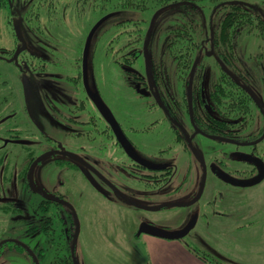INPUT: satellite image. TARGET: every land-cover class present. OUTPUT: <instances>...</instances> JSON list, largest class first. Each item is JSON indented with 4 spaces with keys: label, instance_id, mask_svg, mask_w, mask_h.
Instances as JSON below:
<instances>
[{
    "label": "rangeland",
    "instance_id": "rangeland-1",
    "mask_svg": "<svg viewBox=\"0 0 264 264\" xmlns=\"http://www.w3.org/2000/svg\"><path fill=\"white\" fill-rule=\"evenodd\" d=\"M123 2L126 1L112 0L113 8L121 12L115 20L108 21L104 29L102 26L96 32L91 43L88 60L91 88L101 96L141 158L150 164H170L173 167L167 173H170L171 181L166 184L136 183L131 187L123 180L131 173L126 172L124 176L120 171L114 173L123 180L114 181L120 194L104 183L101 175H112L110 171L119 169L120 164L124 172L131 167V162L85 97L81 86L80 60L88 29L80 28L81 33H78L77 28L70 25L63 30L60 25L50 27L51 34L58 32L66 37L59 38L60 42L52 39L47 43L34 41L32 51L44 59H35L30 53H24L20 60L21 72L11 64L0 62V209L12 201L11 205L20 209L5 214L0 210V242L10 239L22 243L35 254L38 264H53L54 253L57 254L60 244L65 246L67 243L71 246L75 264H135L138 256L144 257L145 254L144 235L138 236L139 239L135 237L140 223L155 221L156 228L174 232L184 229L196 215L198 224L180 239L195 254L203 257V253L208 254L216 264H235L239 260L242 264H264V113L260 111V108L264 109L261 82L264 41L253 28L240 36L237 47L236 64L244 70H253V65L248 62L250 57L262 56L254 64L255 73H251L249 92L259 108L242 134L250 137L249 142L242 144V141L237 145L233 141L219 142L199 132L185 130L187 139L182 135V142L189 150H182L184 146L175 143L172 127H168L172 124L167 122L175 119V113L169 116L153 102L149 103L148 95H139V91L134 92L125 85L119 69L105 58L106 47L110 53L107 43L111 35L107 30L113 21L125 17L144 19L141 25L147 23L144 29L145 52L132 69L137 68L142 76L153 77L156 94L163 92L165 83L169 84L166 92L167 105L170 106L172 82L178 84L177 93L181 92L184 101L186 91L191 89L190 85L183 83L184 78H192L196 67L203 64L200 90L205 101L221 71L213 44L211 41L206 43L207 28L203 29L201 51L194 54L192 44L186 53L174 51L175 57L186 56L189 60L183 68L182 63L176 62L175 65L167 61L166 56L161 57L160 44L157 43L160 34L171 25L170 15L155 10L158 6L148 1L143 3L150 8L148 10L126 11L129 7L141 6L138 2L127 5ZM263 2L245 0L255 8ZM22 12L19 7L18 13ZM97 12L98 17L104 14L101 9ZM209 28L212 37L214 27ZM73 34L77 36L72 38ZM12 41L9 33L1 28V57L11 55L16 44ZM117 47L114 45V50ZM158 59L167 63L169 71L172 68L175 72L157 77L149 74ZM40 69L44 71L39 72ZM179 107L182 113L177 114L181 120L179 123L185 124L187 114L183 112V103ZM171 108L175 111L173 106ZM146 127H150L148 132L140 131ZM59 147L62 153L70 154L63 156L69 162L86 161L95 169L92 184L76 169L64 166L67 159L57 165L59 156L53 151ZM25 150H31L30 154L38 159L23 172L29 158ZM220 177L228 181L219 183L217 179ZM260 177L262 179L258 181ZM120 183L127 188L120 189ZM56 191L75 210L77 224L73 227L66 218V226L71 228L63 235H51L50 251L45 255V231L37 227L40 223L37 219L30 225L27 212L42 197H52ZM123 201L127 205H123ZM133 205L141 209H134ZM50 222L52 226L59 224L54 217ZM222 246L228 250L218 249ZM38 250L44 255L40 256ZM60 251L63 252L61 248ZM0 264L34 263L26 251L3 246L0 248Z\"/></svg>",
    "mask_w": 264,
    "mask_h": 264
},
{
    "label": "trees",
    "instance_id": "trees-1",
    "mask_svg": "<svg viewBox=\"0 0 264 264\" xmlns=\"http://www.w3.org/2000/svg\"><path fill=\"white\" fill-rule=\"evenodd\" d=\"M111 1L112 0H99L98 10H103L104 14L109 13L110 11L108 10V4H110ZM124 1L126 2H123V4L126 5L137 2L141 4H147V1L152 2L154 5L158 6L155 10H158L159 12L165 11L170 15V18L172 19L170 22L171 25L164 33L162 32L161 38H157V43L160 44L162 53H168L167 55H161V57L166 56L167 61L175 65L176 62L182 63L181 67L184 66L183 68H186V66L189 64V60L186 58V56L182 58L181 56L175 57L173 52L177 50L176 52L186 53L190 49V44L193 46L194 54H196L197 51H201V45L204 42L203 29L207 28L206 38H209L210 24L208 23V19L212 10L218 6L216 7L217 9L215 10L214 16L212 18L211 26L214 28L210 41L214 46L215 55L218 56L221 71L213 82V86L209 92L207 100L204 101L201 97L200 85L202 79V70L204 68L203 64H201L196 67V72L192 78L190 77L189 79V77H185L183 80V83L188 84L191 87L188 95L192 93V102L190 101V98L187 100L185 97L184 101L183 98L180 99L177 107H175L173 104H170L169 106L167 105V95L165 104L156 107H160L170 116L175 112L171 108V106H173V109L177 111V114L182 115L179 105L182 106L183 103L184 114H191L190 112H192V124L195 130H198L219 142L233 141V143H236V145L238 142L242 141V144H245L246 141L249 142L250 137L242 136V134L243 131H245L250 125L254 114L258 112L259 105L256 103L254 97L250 94L249 88L251 85V76L255 73L254 69L256 67L254 68V64L259 62L262 56L256 54L254 58L253 56L250 57L248 62L253 65V70L251 72L249 70H244L239 68L236 64L238 59L237 47L240 36L242 34H247L253 28L257 29L256 31L258 36L264 41V2L260 7L255 8L254 6L246 4L245 0H147L146 2L144 0H131L132 2L130 0H128L129 2H127V0ZM232 1L238 2L227 3ZM148 9L150 8L144 6V10ZM114 12L115 14H119L121 11L117 8L114 10ZM113 22L115 23L110 25V28L107 30V32H109L114 39L109 37L108 43L110 38L114 40V45L118 46L114 53V61L118 63L119 66H124V64L120 62L128 61L130 56L128 54H124L123 52H126L128 46L136 43L137 41H132L131 37L128 35V32L131 30V28L129 29V26H125V24L129 22L128 20L123 19ZM106 23L107 22H104L97 29V31L102 26L104 29ZM139 26L142 25L140 24ZM145 27H147V23L144 26V29H146ZM144 29L141 31V28L137 26L135 28V34L137 37H140L141 41L146 40V31ZM104 51L106 53L105 58L107 59L111 55L109 54V48L106 47ZM137 55L138 52L134 55L136 57L131 59V62L136 60L138 57ZM195 59L196 58H194V60ZM154 63L153 72L154 76L156 77L157 75L168 76V74L173 72L172 68L171 71H169L167 63L163 60L158 59L155 60ZM261 82L264 93V75H261ZM162 91L164 92L163 89ZM154 95L159 96V94L155 93ZM260 111L261 113H264L263 108H260ZM225 116L230 118H224ZM154 124L156 123H153V125ZM150 127H146L140 131L148 132ZM172 129L174 128L172 127ZM180 139L182 138L177 135V137L174 138L175 143H178ZM63 161H65L63 158L57 159V165H62ZM69 165L70 163L67 161L64 163V166L66 167H69ZM7 204L8 205L1 207L0 210L2 214L10 213V211L14 213L20 210L18 207L12 206L11 204L13 203L11 202ZM68 219L72 222L73 227H75L70 214ZM51 220L52 218H50V221ZM57 220L59 221V219ZM50 221L49 225H52ZM60 221H64V219L62 218ZM30 230L31 229H29L28 232ZM49 235L51 236L52 233ZM62 245L60 244V248L62 250L64 249L63 261L54 262L53 264H72L70 257L71 246H69L68 243L65 244V246ZM3 246L7 249L14 248L20 251L23 250L20 246L10 242L4 243L2 246H0V248ZM203 255L204 257L200 255L197 256L208 264H216L208 258V254L203 253ZM69 259L70 261H68Z\"/></svg>",
    "mask_w": 264,
    "mask_h": 264
},
{
    "label": "flooded vegetation",
    "instance_id": "flooded-vegetation-1",
    "mask_svg": "<svg viewBox=\"0 0 264 264\" xmlns=\"http://www.w3.org/2000/svg\"><path fill=\"white\" fill-rule=\"evenodd\" d=\"M237 2L238 1H232V2H227V3H237ZM133 4H138V3H133ZM246 4H248V3H246ZM108 5H109L108 10L110 12L98 17L97 16V13H98L97 11L99 9L98 8V0H0V30H1V28H3L7 32V34L9 33V36L12 37V39H13L12 42L16 43L13 47L11 55L8 58H3L0 56V62H5L8 64H11L17 70V72L18 71L21 72V71H23V68H22V63L20 62V60L24 56V53H26V54L30 53V55L32 57L33 56L35 57V59H41V60L44 59L43 57H40L39 55L34 54V52L32 51L33 42L35 41V43H36V41H37V42H41V43H47V42L51 41L50 39L54 40L55 42H60L59 38H65L66 36H64V35L62 36L58 32L51 34L50 27H53L56 25H60L62 30H63V28L68 27L69 25L74 26L75 28H77L76 31L78 33H81L80 28H83V30L88 29L86 31V35H85V39H84V43H85V40L88 36L89 31L91 30V28L94 26V24L99 19H101L104 16H109L105 22L115 20L117 13L115 14L114 10H116V9L113 8L112 3H110ZM139 6H141V7H139V8L129 7L126 11L144 10L143 4L140 3ZM19 7L23 9L22 13H18ZM216 7H218V6H216ZM216 7L212 10V12L209 16V19H208V23L210 24L209 27H211L212 18L214 16L215 10L217 9ZM124 19L129 21L128 23L125 24V26L131 27V30L128 32L129 37H131L132 41H137L136 43L129 45L126 52H123L124 54H128L130 56L129 57L130 59L128 61L120 62V63L124 64V66H119V64L114 61L115 60L114 53L116 50H114V40H113L114 38L111 35L110 37H112L113 39L110 38V41L108 43V45L110 44L109 45L110 46V53L109 54H111V55H110V57L107 58V60L116 69H119V73L122 76L123 82L125 83V85L131 87L134 92L139 91V95H143L144 97H146L148 95L150 98L149 103L153 102L154 105H156V106L165 104V100H166V97L168 95L166 90H168L167 86L169 84L165 83L164 84L165 88H163L164 92L159 93V96H156V95H154V93L156 94L157 89L155 88V82L153 80V77L152 76H148V77L142 76L140 73L137 72V68H136V70L132 69V67L138 63L139 59L144 56V52H145V49H144L145 48V41H141L140 37L139 36L137 37V35L135 34L136 26L141 28V29H144V26H139L142 22H144V19H141V18L134 19V18H128V17H125ZM113 23H115V22H113ZM87 27H89V28H87ZM165 31L166 30H164L163 33ZM211 31H212V29H211ZM96 32L94 33V35L91 38L89 50H90L91 43L94 39ZM209 32H210V28H209ZM161 34L159 36L160 38H161ZM73 35L74 36L71 35L72 38L77 36L76 34H73ZM210 35L211 34H209V38L206 39V43H210V38H211ZM136 46H137V48H136ZM83 47H84V45H83ZM17 51H19V52H18L16 58L13 60V57L15 56ZM82 52H83V49H82ZM137 52H138V55H137L138 57L136 58L135 61L131 62V59L136 57L134 55ZM206 53H208V52H206ZM167 54L168 53H166V52H163V53L161 52V55H167ZM173 54L175 56V52ZM88 60H89V52H88V56H87V67H86L87 81L86 82H87V86L89 87V90L94 92L91 88V83H90L91 78L89 77ZM40 71L43 72L44 70L40 69L39 72ZM153 71H154V68L152 69V71L149 74H154ZM174 72L175 71H173L172 73H174ZM79 76H80V82H81V86H82V89L84 91L85 97L87 98V100L90 102V104L95 109L94 105L92 104V102L87 97L86 92H85V88H84L83 70H82V54H81V60H80ZM171 84H170L171 85V87H170V93H171L170 94L171 95L170 100H171V103L175 107H177V104L181 99V97H180L181 93H177L178 84L176 82H172ZM186 85H188V84H186ZM189 91L186 92L185 97L187 100H188V98H190V101L192 102V99H193L191 97L192 93L190 92L191 94L188 95ZM94 93H96V92H94ZM98 96L101 98L100 95H98ZM143 101L145 102V100H143ZM191 109H192V106H191ZM95 111L97 112L96 109H95ZM174 113H175V119H172V121L167 120V122L172 124V125H168V127L170 126V127L174 128V129H171L173 140L175 137H177V135H179V137H181V138L183 135L187 139L185 130H189L191 133H193V132L201 133L200 131H197V130L195 131V129H194V126L192 124V119H193L192 112H190L191 114L187 113V120H186L185 124L179 123V121H181V120L178 119L176 110ZM99 117H100V115H99ZM107 127L110 130L112 136L114 137V135H113V133H112V131L108 125H107ZM122 132L125 135V137L127 138V140L131 143V141L126 136V134L124 133L123 130H122ZM201 134L206 135L204 133H201ZM206 136H208V135H206ZM42 138H43V136H42ZM114 140L116 141L115 137H114ZM182 141H183V138L180 139L178 144H182L184 146V143ZM116 143H117V141H116ZM131 145L133 146V149L135 150L137 156L139 158H141L138 151H137L138 149L135 147V145L133 143H131ZM119 148L121 149L120 146H119ZM60 149L61 148L59 147V149L53 151V153H55L57 156H59L58 159L59 158L67 159L66 161L69 162L68 158H65L61 155L62 151ZM170 149L171 148H169V150ZM182 150H189V147L184 146V148ZM121 151H122V149H121ZM30 153H31V150L26 151V154H27L26 157H29V158H28V163L26 164V167L23 169V172H24V170H26V168H29V165H31L32 162H34L35 160L38 159L37 157L34 158V156H33L34 154H30ZM122 153L124 154L123 151H122ZM65 156H69V155H65ZM124 156L128 159V161L131 162V167H134V168H131L130 166H128L127 170H125L123 172L124 168L122 167V164H120L119 169H114L115 172L110 171L112 175L109 176L105 173H104L105 174L104 176L101 175L103 177L104 183L107 184L108 187H113V189H115L116 193L120 194V191H119V189L116 188L114 181L120 182V181L124 180L125 183L130 185L131 187H133L132 185L136 184V183H140V184L144 185V184L156 183V182H158V184H159L162 182L161 184H166V183H169L171 181L170 173L167 175V173L169 171L171 172L173 170V167L170 164H168V165H154V164H150L148 161L141 158L146 163L153 165L154 167H157V169L151 170L149 168L147 169L141 165L136 164L131 159H129L125 154H124ZM250 159L252 160V158H250ZM69 163H70V165H69L70 168H73V169H76L77 171H79L82 174V176L84 177V179H86L89 183L92 184V178H93L92 174H94L95 169L88 166L89 164L86 163V161L85 162L81 161V162H77V163L76 162H69ZM262 170L264 171V167H262ZM120 171L124 176H126V172H129L131 174H129V177H127L123 180L122 179L120 180L114 174V173L120 172ZM101 176L99 175V177H101ZM217 181L220 183V181L221 182H223V181L227 182L228 180L226 178L221 179V177H220V179H217ZM122 185L123 184L120 183V186H119L120 189L123 190V189L127 188V187L122 186ZM58 192L59 191H56L54 196H52V197H42L36 203V205H34L32 210L30 212H27L28 216H30V219H31L30 225H32L34 220L37 219V221H40V223L38 224L37 227L40 228V230H42V232L45 231L44 234H45V237L47 239V242L45 243V248H43L45 255L48 254L50 251L49 241H50V239H52V236H50L49 234L52 233L53 235H56V234L63 235L64 234L63 232H66V231H68L67 229L71 228L70 226H66V224L68 222V220H66V218H69V214L71 215L73 223L76 225L75 220H74V216H73V213H75V210L70 206L69 202H66L64 200L62 194H59ZM132 207L134 209H136V208L141 209V207L135 206V205H133ZM145 210H146V208H145ZM75 216H76V214H75ZM52 217L59 219V224L57 226L49 225L50 218H52ZM62 218L64 219V221H60V219H62ZM191 220L195 221L194 222L195 224L193 226V228H194L198 224V216L195 215L193 218H191ZM142 223H147V224H149L155 228H156V226H158V225H156L157 223H155V221L152 222L151 220H148V221L146 220ZM142 223H140V224H142ZM161 230H167V229L161 228ZM135 237H137L136 234H135ZM137 238H140V237H137ZM5 240H7V239H5ZM38 252H40V251L38 250ZM63 252H64V249H63ZM63 252L60 251V248L58 250H56L57 254L54 253V256H55L54 261L55 262L63 261V255H64ZM71 253H70V257H71L72 264H75L74 259H73V255ZM43 255H44L43 253L40 254V256H43ZM68 261H70V259Z\"/></svg>",
    "mask_w": 264,
    "mask_h": 264
},
{
    "label": "water",
    "instance_id": "water-1",
    "mask_svg": "<svg viewBox=\"0 0 264 264\" xmlns=\"http://www.w3.org/2000/svg\"><path fill=\"white\" fill-rule=\"evenodd\" d=\"M108 17L109 16H104L94 24V26L89 31L88 36H87L85 43H84L83 52H82V70H83V83H84L85 92H86V95L89 98V100L94 105V107L97 110L100 117L103 119V121L111 129L118 145L121 147L124 154L129 159H131L133 162H135L138 165H141L147 169L149 168L151 170L157 169V167H154L153 165L146 163L145 161H143L141 158H139L137 156L135 150L133 149V146L127 140L125 135L123 134L119 124L117 123V121L115 120L112 113L110 112V110L105 105V103L102 101V99L96 93L90 91L89 87L87 86L86 67H87V56H88V52H89L90 41H91V38L94 35V33L108 19ZM18 52L19 51L16 52L15 56L13 57V60L16 58ZM208 53H210V52H208ZM61 154H62V156L70 155L67 153H61ZM261 179L262 178L260 177V179L258 181H260ZM254 183L255 182L249 183V184L247 183V184H243L242 186H249V185H252ZM73 216H74L75 223L77 224L76 216L74 213H73ZM194 222H195L194 220L193 221L191 220L190 223L184 229H182L180 231H174V232H168L166 230H161V229L155 228V227H153L147 223H142V224H140L136 235L140 236L141 234H143V235H148L151 237H156L159 239L170 240V241L176 240L177 241V240H180L183 236H185L193 228V226L195 224ZM74 241H75V238H74ZM6 242H10V243H13L17 246H20L24 251H26L30 255V257L33 260V263L38 264L35 254L28 247H26L25 245H23L22 243H20L18 241L10 240V239L1 241L0 246Z\"/></svg>",
    "mask_w": 264,
    "mask_h": 264
},
{
    "label": "crops",
    "instance_id": "crops-1",
    "mask_svg": "<svg viewBox=\"0 0 264 264\" xmlns=\"http://www.w3.org/2000/svg\"><path fill=\"white\" fill-rule=\"evenodd\" d=\"M123 205H127V203L123 202ZM262 229H264L263 226ZM142 242L145 254L144 257L138 256L135 264H208L187 248L180 240L170 241L144 235ZM223 247H219L218 249L224 250L227 248ZM234 263L242 264L240 260Z\"/></svg>",
    "mask_w": 264,
    "mask_h": 264
}]
</instances>
